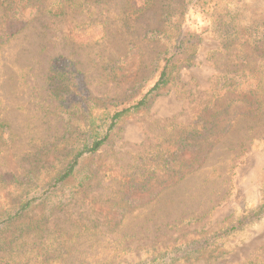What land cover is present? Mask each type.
I'll return each instance as SVG.
<instances>
[{
	"label": "rangeland",
	"instance_id": "rangeland-1",
	"mask_svg": "<svg viewBox=\"0 0 264 264\" xmlns=\"http://www.w3.org/2000/svg\"><path fill=\"white\" fill-rule=\"evenodd\" d=\"M5 1L0 123L13 126L0 131V214L15 207L35 154L63 135L65 119L84 136L83 108L113 115L135 106L165 68L168 82L118 121L76 178L3 229L2 241L25 238L20 255L0 250V264H144L168 250L169 264H264V54L242 46L264 42V0H177L164 36L154 33L159 5L133 20L128 0L87 1L17 33ZM137 52L141 65L127 72ZM251 79L259 104L240 100ZM66 154L43 156L44 183ZM192 162L201 166L177 183Z\"/></svg>",
	"mask_w": 264,
	"mask_h": 264
},
{
	"label": "trees",
	"instance_id": "trees-1",
	"mask_svg": "<svg viewBox=\"0 0 264 264\" xmlns=\"http://www.w3.org/2000/svg\"><path fill=\"white\" fill-rule=\"evenodd\" d=\"M87 1L103 2L106 0H6L2 3V5H6L7 11L9 13L8 16L12 24L11 26L17 27L16 32L20 33L22 29L24 30L39 18L60 19L67 16L72 11L76 13L78 10L86 7ZM176 1L177 0H145L144 6L139 7L137 4V0H128L130 7L129 11L127 12V18L135 20L146 11L154 9L157 5H159L158 8L160 9L163 25L161 29H156L154 33H160L161 36H164L167 34L166 31L169 28V18L174 12V4ZM181 1L185 4L186 2H188L186 0ZM195 1L200 2L202 0ZM87 41L89 42V40ZM244 45H247L248 48L255 54H264V42L261 43L260 41H253L252 38H247L242 43V46ZM182 46L183 43L179 42L177 48L180 49ZM193 46L194 45H190V47H188L187 49L193 48ZM140 60V54L138 52L135 53L131 57V60L128 62L127 72L132 73L133 71L138 69L141 65ZM246 70L248 69H245V72H247ZM50 81H52V84L54 86V88L51 89L53 96H57L58 98L62 91V89L59 87V84L60 81L63 82L64 80L62 79V77H60V73L58 71H55L54 75L51 76ZM167 82L168 78L165 68L153 87L142 97V99L138 101L135 106L121 112H116L113 115H111L107 111H104V113H101L99 115H93L91 109L86 110L83 108L84 118L82 122L85 128L84 136L83 133L78 132L77 129L74 128V120H72L71 118L65 119L63 122L66 123V130L63 135L58 136L59 138L57 137L55 141L49 142V144L46 146L47 149L44 152L38 151L35 154V159L33 160L32 169L30 170L28 178H26L25 181L19 183L20 186H23V189L19 190L20 196L18 197L17 202L14 203L15 207L13 209L11 207L10 210L6 213L0 214V233L3 231V229H10V226L13 224L12 222L19 219L22 214L29 208H31L33 204H35L38 200H41V202L44 201V203H46L47 198L50 194H52L51 191L54 192V190L57 189L59 185H62L68 179L76 178L81 160L84 157L99 151V149L108 141L110 133L115 128L118 121L121 120L130 111L140 110L142 107H144L149 97L156 91L162 89L167 84ZM250 82V84H246L243 87L240 100L244 103L259 104L262 97L260 87L258 85L257 87H252V82L254 81L251 79ZM227 122L228 125H230L233 120ZM12 126L13 123L7 119V121L0 123V131L2 132L5 129L10 131L12 130ZM217 142L218 141H214L210 144L215 145ZM208 150H210V148L204 149V153H202L203 157L206 158L209 153ZM50 152L56 154L58 153V155H64V153L66 152L67 154H70L71 159L65 168L51 173V180L44 183L43 179L47 168L44 163L43 156ZM200 166L198 165L197 167V163L192 162L190 170H188L186 174H182L180 177H178L177 183H180L187 176L193 174L196 170L199 169ZM31 194L33 195L31 196ZM263 208L264 197L261 210ZM41 230V228L37 227L36 234ZM24 232L25 230L22 231V233ZM15 236L16 233L13 235V237ZM21 238L25 237H23L22 234L19 233V236H17L15 240L10 239L9 242H7L6 240L2 241L0 239V250H12L13 252H15V255H20V247L17 243L20 241H24V239ZM170 253L172 252L168 250L163 253L160 252L158 254H155L151 258L147 259L144 264L172 263L175 259L169 256ZM45 254L48 256L47 252L42 254V261L45 259L43 257V255ZM40 255L41 254H39L38 256Z\"/></svg>",
	"mask_w": 264,
	"mask_h": 264
}]
</instances>
